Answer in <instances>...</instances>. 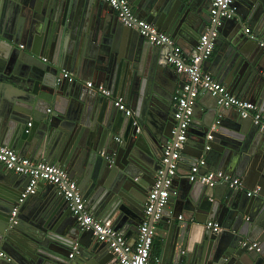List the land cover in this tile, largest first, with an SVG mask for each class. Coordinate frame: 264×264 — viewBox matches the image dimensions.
I'll use <instances>...</instances> for the list:
<instances>
[{
    "label": "water",
    "instance_id": "obj_1",
    "mask_svg": "<svg viewBox=\"0 0 264 264\" xmlns=\"http://www.w3.org/2000/svg\"><path fill=\"white\" fill-rule=\"evenodd\" d=\"M200 1L132 0V7L138 18L194 50L206 29L216 31L218 57L208 72L264 116V0H234L235 16L218 24L207 14L212 0ZM168 51L123 26L96 0H0V143L62 167L92 216L124 236L138 233L163 148L176 137L173 96L183 84H173ZM61 70L74 79L61 78ZM87 81L102 84L111 98L88 89ZM113 98L133 115L118 111ZM225 109L213 98L201 117L192 114L178 162L192 167L203 160L208 171L248 186L188 181L170 217L168 201L157 223L160 264H264V137L251 118ZM28 180L0 163V252L9 258L0 264H117L107 245L79 227L53 185L33 207H26L30 197L19 202ZM6 184L15 190H3Z\"/></svg>",
    "mask_w": 264,
    "mask_h": 264
},
{
    "label": "built area",
    "instance_id": "obj_2",
    "mask_svg": "<svg viewBox=\"0 0 264 264\" xmlns=\"http://www.w3.org/2000/svg\"><path fill=\"white\" fill-rule=\"evenodd\" d=\"M107 4L116 14L118 21L125 27L135 30L141 37L154 46H166L168 48L167 61L176 73L183 76V86L173 96L175 109L174 120L177 122L175 130L176 137L169 141L163 148L161 156L162 169L157 171L154 184L147 195L144 205V215L151 219L144 221L138 229L136 242L130 246L123 234L116 231L108 223L101 222L92 216L88 210L82 194L78 190L75 181L68 177L67 172L56 164L46 163L44 160L38 162L25 157H20L14 151L0 143V163L7 172L22 174L29 177L28 183L20 195L19 202L36 193L40 183L53 185L58 195L62 196L72 216L81 229L91 231L92 237L98 243L105 244L114 254L118 264H160L158 260H151L150 251L154 239V225L162 217L163 210L171 195L173 180L176 175L177 163L180 158V150L186 141V130L192 120L193 107L199 94H208L217 99V104L224 108H234L242 118H251L253 124L264 137V116L258 111L257 106L246 100L232 95L228 89L219 83L211 75L198 69L201 60L211 56L214 48L213 39L217 32L206 30L195 47V54L186 59L182 55L181 48L173 39L158 31L152 24L139 19L129 0H96ZM234 0H212L209 15L211 24H218L219 19H231L235 16ZM245 33H249L245 29ZM264 46V41H260ZM22 48V46H20ZM45 61V59H43ZM59 76L72 81L74 78L66 70H61ZM85 86L99 95L111 98L110 91L102 85H94L92 82H85ZM114 106L126 117L133 115V110L128 108L121 98H113ZM30 127V123L27 124ZM214 129V127L212 128ZM211 136L207 135V140ZM205 149H208L206 146ZM205 166L203 160L190 167L187 180L192 183H200L209 187L220 183H228L230 187L242 188L241 180L231 178L222 171H206L201 173ZM166 167V170L164 169ZM258 189L247 193L248 196L256 194ZM17 207L11 212V218L15 217ZM206 227L213 233L221 232V228L215 222H207ZM248 249H258L256 243L243 242ZM73 254H70L71 258ZM0 258H9L0 252Z\"/></svg>",
    "mask_w": 264,
    "mask_h": 264
},
{
    "label": "crops",
    "instance_id": "obj_3",
    "mask_svg": "<svg viewBox=\"0 0 264 264\" xmlns=\"http://www.w3.org/2000/svg\"><path fill=\"white\" fill-rule=\"evenodd\" d=\"M130 2H131V7H132V0H130ZM201 3H203V4H205V2L206 1H200ZM132 9H133V12L135 13V9L132 7ZM209 10H210V7H208L207 8V14L209 15ZM135 15L138 17V15L135 13ZM140 19V18H139ZM142 19V18H141ZM143 20V19H142ZM247 28V27H246ZM206 30H208V29H206ZM206 30H205V32H206ZM174 40V42H175V44L177 45V46H179L180 48H181V51H182V55H183V57L184 58H186V59H188V58H190V56L193 54V46L192 45H189V44H187V43H185L183 40H181V39H178V40H175V39H173ZM217 50H218V48L217 47H215L214 46V48H213V52H212V54H211V56L209 57V58H207L206 60H205V62H204V66H202L201 67V71L202 72H204V73H207V74H209V75H211L212 77H213V75L211 74V73H209L208 72V70L210 69V67H211V65L214 63V59H215V57L217 56L218 57V54H217ZM216 64V63H215ZM170 65V64H169ZM173 69V68H172ZM174 74H175V76H174ZM174 74H172L174 77H175V82H173V84H183V76L182 75H180V74H178V73H175L174 72ZM87 82H92V81H87ZM93 83V82H92ZM100 85H102V84H100ZM178 90V89H177ZM176 90V91H177ZM229 90V89H228ZM230 91V90H229ZM232 95H234V94H232ZM234 96H236V95H234ZM238 97V96H237ZM213 100V97H211L210 95H208V94H204V93H201V94H199V96H198V98L196 99V101H195V105H194V108H193V114L195 113V114H197L199 117H201L204 113H205V111H206V106H207V104L210 102V101H212ZM199 103V104H198ZM258 108V107H257ZM223 109V108H222ZM228 109V108H227ZM227 109H225V110H223V113H224V111L226 112L227 111ZM259 109V108H258ZM259 111V110H258ZM260 112V111H259ZM261 114H262V112H260ZM263 115V114H262ZM192 138H193V136H192ZM188 151L190 152V153H192L194 150H192V149H188ZM189 153V154H190ZM20 157H25V156H21V155H19ZM25 158H28V157H25ZM189 158V157H188ZM187 158V160H189ZM28 159H30V160H32V161H35V162H38V161H40V160H42L43 159V157H38V155H36V157L35 158H28ZM176 170H177V172H178V175H177V177L173 180V185H172V191H174L175 192V195H171L170 196V198H169V200L168 201H170L169 203H171L170 204V206L169 207H167L166 208V214H167V216L168 217H170V215L172 214V207H173V201H174V197H177L180 193H181V191H182V189H185L186 187H189V182H188V180H187V176L189 175V170H190V167H189V165L186 163V162H178L177 163V168H176ZM206 171H208L207 170V167H203L202 169H201V173H204V172H206ZM237 179H239L238 177H236ZM240 180V179H239ZM241 183H242V188H246L247 186H248V183H247V181L245 180V179H242L241 180ZM8 190V191H13V190H15L14 188H12L11 187V185H3V190ZM38 189H39V192L38 191H36V193L34 194V195H32V196H29L30 197V199L29 200H27L28 202H27V204H26V207L27 208H29L30 207V205H31V207H33L34 205H36L37 203H39L41 200L43 201V199H42V197H44L49 191H51V187L49 186V185H47V184H41L40 186H38ZM256 189H258V188H256ZM15 192V191H14ZM41 196V197H40ZM26 200V199H25ZM24 200V201H25ZM23 201V202H24ZM22 202V203H23ZM87 206V205H86ZM18 208V207H17ZM87 208H88V206H87ZM89 210V209H88ZM90 211V210H89ZM91 213V212H90ZM92 214V213H91ZM143 216H144V218H143V222L144 221H149V219L148 218H146V216L144 215V210H143ZM94 217V216H93ZM97 220H99V221H101V219L100 218H98V217H95ZM105 223H107V222H105ZM156 229H160V225H158V224H156V225H154V239H153V243H152V248H151V251H150V258H151V260H158L159 261V263H160V260H161V247H162V240H161V238L159 237V236H157L156 235ZM158 232H160V231H158ZM157 232V233H158ZM125 237V239H126V241L128 242V244L130 245V246H133L134 244H135V242H136V238H137V233L136 232H131V233H128L127 235H125L124 236ZM92 239L94 240V238L92 237ZM76 247H77V245H76ZM112 253V252H111ZM70 254H74V251H70ZM114 255V254H113ZM115 257V256H114ZM70 258V257H69ZM1 262V261H0ZM2 263H5V264H8V262H2ZM117 264H118V262H117ZM181 264H185L184 262L183 263H181Z\"/></svg>",
    "mask_w": 264,
    "mask_h": 264
}]
</instances>
